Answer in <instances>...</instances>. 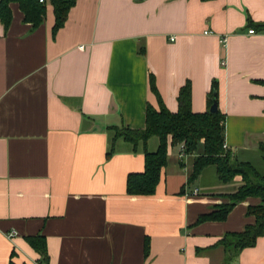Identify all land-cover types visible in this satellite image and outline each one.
<instances>
[{
    "label": "crops",
    "instance_id": "crops-1",
    "mask_svg": "<svg viewBox=\"0 0 264 264\" xmlns=\"http://www.w3.org/2000/svg\"><path fill=\"white\" fill-rule=\"evenodd\" d=\"M44 6L35 29L15 2L7 29L0 23V264H35L34 236L47 264H264V227L236 254L220 245L253 225L246 210L258 199L195 223L227 203L238 178L220 184L206 167L188 181L193 155L169 146L153 194L127 195L157 139L133 148L108 131L142 130L158 101L175 113L185 83L191 112L204 113L214 85L224 149L258 158L264 0H75L54 35Z\"/></svg>",
    "mask_w": 264,
    "mask_h": 264
},
{
    "label": "trees",
    "instance_id": "trees-1",
    "mask_svg": "<svg viewBox=\"0 0 264 264\" xmlns=\"http://www.w3.org/2000/svg\"><path fill=\"white\" fill-rule=\"evenodd\" d=\"M75 0H49L52 5L54 23L52 35L62 27L69 8ZM17 3L23 13V21L35 29L41 24L44 16L45 0H0V23L7 29L11 18L9 4ZM264 30V24L259 25ZM264 84V83H263ZM149 88L156 93L153 79L149 77ZM215 96V87L212 85L207 101L211 105V98ZM216 100V99H215ZM112 140L122 139L132 145H144L149 138L157 139V146L153 152L143 149L144 165L141 173L129 174L125 182V192L131 196L152 195L159 180L161 169L165 166L167 147L182 145L185 154L193 155L191 172L187 180L195 179L206 167H213L217 181L220 184H230L234 177L240 178L235 190L224 197L227 203L217 206L208 214L200 215L196 224L205 221H222L230 209L245 198L252 197L259 200L255 206L248 207L246 214L254 218L251 226H246L241 233L228 234L220 245L228 255L251 247L258 237L263 235L264 227V146H258V155L261 169L248 161H239L223 145V115L217 110L201 114L192 113L189 108V86L185 83L178 91L177 110L168 112L158 101V109L149 106L145 109V126L142 130H131L127 127H110ZM112 149L107 151L110 155ZM29 247L39 256L37 264H47L48 257L44 239L41 236L25 238ZM144 253H147V242L144 243Z\"/></svg>",
    "mask_w": 264,
    "mask_h": 264
},
{
    "label": "built area",
    "instance_id": "built-area-1",
    "mask_svg": "<svg viewBox=\"0 0 264 264\" xmlns=\"http://www.w3.org/2000/svg\"><path fill=\"white\" fill-rule=\"evenodd\" d=\"M40 1H41V0H40ZM248 33H249V34H252V31L250 30V31H248ZM224 42H225V40H224V38H222V39L220 40V43L223 44ZM221 65H222V63H221ZM178 147H179L178 157L181 158V157L184 155V148H183L182 145H179ZM222 148H223V149L225 148L224 144L222 145ZM35 264H37V263H35Z\"/></svg>",
    "mask_w": 264,
    "mask_h": 264
},
{
    "label": "rangeland",
    "instance_id": "rangeland-1",
    "mask_svg": "<svg viewBox=\"0 0 264 264\" xmlns=\"http://www.w3.org/2000/svg\"><path fill=\"white\" fill-rule=\"evenodd\" d=\"M258 156H259V155H258ZM258 159H259V157H258V158H251V161H250V162L256 166V169H261V167H260V162L258 161ZM238 160L241 161L240 158H239ZM235 178H236V179L238 178V181H239V183H240V178H239V177H234L233 180H234ZM232 182H233V181H232Z\"/></svg>",
    "mask_w": 264,
    "mask_h": 264
},
{
    "label": "water",
    "instance_id": "water-1",
    "mask_svg": "<svg viewBox=\"0 0 264 264\" xmlns=\"http://www.w3.org/2000/svg\"><path fill=\"white\" fill-rule=\"evenodd\" d=\"M208 112H209V113H214V112H216V100H215V96H213V97L211 98V105H210V107H209V109H208Z\"/></svg>",
    "mask_w": 264,
    "mask_h": 264
}]
</instances>
